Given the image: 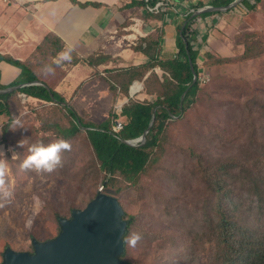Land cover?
<instances>
[{
	"label": "rangeland",
	"instance_id": "obj_1",
	"mask_svg": "<svg viewBox=\"0 0 264 264\" xmlns=\"http://www.w3.org/2000/svg\"><path fill=\"white\" fill-rule=\"evenodd\" d=\"M134 21L138 30L148 32L147 22L125 18L117 34H132L122 28L134 27ZM224 23L225 28L217 26L213 37L217 40L220 33L226 42L213 43L218 50L206 44L211 55L205 58L201 53L198 60L203 82L194 104L180 120L166 126L161 138L164 153L140 175L136 186H127L117 195L102 185L83 130L61 152V163L54 171L22 169L33 144L47 146L61 139L48 125L56 122L67 128L70 116L52 103L21 94L11 98L10 114L0 120V163L5 166L0 185V264L5 247L31 252V237L38 241L54 238L59 230L56 218H68L72 209H83L97 191L117 198L125 220L134 218L125 260L215 264L211 239L218 217L207 180L213 178L221 160L239 159V145H264V0L250 12L233 11ZM210 30H205L208 36L215 29ZM222 47L225 54L219 51ZM222 55H230L229 62L215 64ZM64 63L67 81L59 94L84 122L99 124L125 100L100 76L117 69L118 61L100 68L98 76L82 67L72 68V59ZM236 175L237 170L229 169L222 176L234 191L239 184ZM238 217L246 227H264V211L250 207Z\"/></svg>",
	"mask_w": 264,
	"mask_h": 264
},
{
	"label": "trees",
	"instance_id": "obj_2",
	"mask_svg": "<svg viewBox=\"0 0 264 264\" xmlns=\"http://www.w3.org/2000/svg\"><path fill=\"white\" fill-rule=\"evenodd\" d=\"M234 1L208 0L206 3H197L192 10L196 12L205 7H226ZM259 1L241 0L239 5L250 12L255 9ZM72 2L75 3L74 0ZM151 2L154 3V0ZM147 4L145 0H139L131 2L130 6L143 9V20H162L167 11L148 12L145 10ZM212 14L213 12H202L199 15L193 12L185 13L186 16L184 15L177 27L176 51L170 57L161 56L163 29L156 28L152 33L141 38L133 48L145 56L144 63L105 70L104 75L99 74L105 76L109 88L114 91L117 89L118 94L126 101L122 102L118 111L110 112L109 116L97 125L84 122L75 114L68 102L54 90L56 75L62 72L56 71V74L54 71L44 70L38 73L36 67L32 65L0 55V62H6L20 70L19 75L8 85L0 83V91L25 85L8 93H0V116H9V102L16 94H21L26 99L33 98L37 102L52 103L61 111L65 110L70 116L69 126L64 128L56 122L48 126L69 145L74 144V138L78 133L82 130L85 132L86 141L94 155L105 188H110L117 195L127 186H136L140 175L155 164L162 151L164 153L161 138L166 126L180 120L195 102L201 86L198 59L201 53L206 58L211 52L206 47L207 32L198 38L192 25L197 18H205ZM61 50V44L52 35L45 37L43 43L36 49L39 54L47 57L54 56ZM70 55L72 64L80 62L90 67H97L109 61V57L101 54L91 55L84 60L73 59L72 54ZM216 59L215 64L218 65L229 62L226 60L229 57ZM61 63L65 65L64 61ZM39 64L38 61L37 65ZM156 69L159 70L158 73L155 72ZM193 76H196L195 82ZM50 79L54 81L50 82ZM135 82L140 84V89L129 97V89ZM153 113L154 120L145 135V142L126 144V141L136 140L142 136L152 120ZM115 120H119L123 125L118 133L112 132ZM7 127L8 124L3 133L7 132ZM238 149L239 159L228 158L225 162L221 160V163L215 167L213 178L207 180L209 194L214 199L212 206L217 209L218 217L211 239L215 244V264H264V227L260 226L259 229L255 224L246 227L238 217V213L240 216L250 207L261 213L264 211V145H258L256 148H253L252 144L247 148L239 145ZM229 169L237 170L238 192L223 181L222 176L227 175ZM211 202L210 198L206 206ZM123 219H125L124 215ZM127 220L130 222L125 243L131 235L134 218L129 216ZM122 260L125 264H134L125 260L124 256Z\"/></svg>",
	"mask_w": 264,
	"mask_h": 264
},
{
	"label": "crops",
	"instance_id": "obj_3",
	"mask_svg": "<svg viewBox=\"0 0 264 264\" xmlns=\"http://www.w3.org/2000/svg\"><path fill=\"white\" fill-rule=\"evenodd\" d=\"M74 1L75 3L72 0H0V55L32 65L36 67L38 73L49 67L56 74V71L62 72L56 75L57 78L54 82V90L58 93L63 89L62 83L67 81L65 78L67 74L64 70L68 68L61 62L55 63L61 52H70L73 59L79 60L100 54L109 57L108 62L97 67H90L80 62L71 64L74 69L82 67L87 71H93L94 74H100L101 71L98 70L106 66L107 63L112 64V61H118L121 64L117 68L142 64L146 61L145 56L136 52L123 34H117V29L121 28L123 23L121 21L131 18L147 22L145 25L148 32L140 31L143 35L137 37L136 45L141 38L152 33L154 29L162 28L161 56L170 57L176 51L177 27L182 22L185 13L190 12L197 3H206L208 0H170L171 4L165 9L167 12L162 20H143V9L130 6L131 2L139 0ZM240 9L244 8L238 4L228 11H213V14L208 17L197 18L194 23L196 25L195 36H202L205 30H210L211 27L215 30L212 31L213 35H207L206 44L214 47L213 43L215 44L219 39L225 43L226 37L222 34L219 33L217 40L213 37L217 33V26L225 25L224 19L231 16L233 11L239 12ZM49 35L57 38L62 50L54 56L47 57L39 54L36 49ZM213 49L218 50L216 47ZM219 51L225 54L227 50L222 47ZM229 56L222 55L221 57ZM38 61L39 65H37ZM155 72L158 73L159 70L156 69ZM19 73L20 70L15 66L0 62V83L2 85L11 83ZM49 81L53 82L54 80L50 79ZM135 83L140 89V84ZM2 117L0 116V120Z\"/></svg>",
	"mask_w": 264,
	"mask_h": 264
},
{
	"label": "water",
	"instance_id": "obj_4",
	"mask_svg": "<svg viewBox=\"0 0 264 264\" xmlns=\"http://www.w3.org/2000/svg\"><path fill=\"white\" fill-rule=\"evenodd\" d=\"M241 3L235 0L226 7H205L195 12H224ZM196 76H193V82ZM38 84L37 82H35ZM20 85L0 91L8 93ZM137 92L133 85L129 97ZM154 113L148 128L139 139L126 141L128 145L145 142V135L152 126ZM123 209L111 195L97 191L83 209H72L68 218L57 217V235L45 241L30 238L31 252H16L5 247L1 264H125V236L129 220L123 219Z\"/></svg>",
	"mask_w": 264,
	"mask_h": 264
},
{
	"label": "clouds",
	"instance_id": "obj_5",
	"mask_svg": "<svg viewBox=\"0 0 264 264\" xmlns=\"http://www.w3.org/2000/svg\"><path fill=\"white\" fill-rule=\"evenodd\" d=\"M70 52H61L55 63L59 64L61 61H70ZM46 71H53L52 68H47ZM69 144L63 139H59L47 146L43 144H33L29 148V155L24 159L20 167L22 169H35L37 171L43 170L45 172H52L61 163V152L69 149ZM3 155V153H0ZM5 175V166L0 163V185H3V177Z\"/></svg>",
	"mask_w": 264,
	"mask_h": 264
},
{
	"label": "built area",
	"instance_id": "obj_6",
	"mask_svg": "<svg viewBox=\"0 0 264 264\" xmlns=\"http://www.w3.org/2000/svg\"><path fill=\"white\" fill-rule=\"evenodd\" d=\"M145 1L148 3L145 10L151 13H158L161 10H165L169 6V4H171L170 0H154V3L151 2L152 0H145ZM190 12H193V14H195L193 10H191ZM133 26L134 27H131V28L129 27L123 28L122 30L124 32L127 30H131L132 34L124 35V37L125 39H127V41H130L129 42L130 45L135 46L137 37L142 36L143 34L140 32V30L137 29V26H138L137 22L134 21ZM192 29L195 30V26L192 27ZM201 82L203 81L201 80ZM133 87L136 88L137 91L139 90V86L136 83L133 85ZM120 107H121V104L116 107V111H118ZM122 128H123L122 123L119 120H115L112 125V132L118 133L119 131H121Z\"/></svg>",
	"mask_w": 264,
	"mask_h": 264
},
{
	"label": "bare ground",
	"instance_id": "obj_7",
	"mask_svg": "<svg viewBox=\"0 0 264 264\" xmlns=\"http://www.w3.org/2000/svg\"><path fill=\"white\" fill-rule=\"evenodd\" d=\"M137 87V86H136Z\"/></svg>",
	"mask_w": 264,
	"mask_h": 264
}]
</instances>
